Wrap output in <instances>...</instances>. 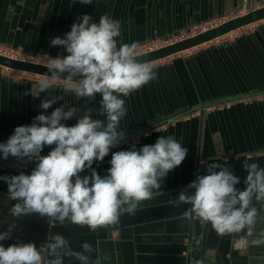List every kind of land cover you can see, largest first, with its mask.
<instances>
[{
    "label": "crops",
    "instance_id": "crops-1",
    "mask_svg": "<svg viewBox=\"0 0 264 264\" xmlns=\"http://www.w3.org/2000/svg\"><path fill=\"white\" fill-rule=\"evenodd\" d=\"M264 6V0H0V43L36 56L67 55L61 46H50L56 36L64 37L83 14L99 21L107 14L121 22L119 43H136L169 36L211 20L229 19ZM157 79L125 99L126 115L119 130L126 141L112 152L154 144L159 136H174L188 149L182 164L160 181L153 194L186 187L199 165L225 164L240 178L238 189L245 188L246 171L242 165L258 163L264 168V20L239 28L213 41L201 44L161 61L151 63ZM41 81L17 79L0 72V143L15 127L29 125L41 113L43 99L62 97L47 110L60 104L92 110L98 115L100 95L95 100L77 98L63 82L52 85L39 98L31 93ZM71 126L76 118L65 122ZM46 146L41 155H47ZM111 153L102 163H94L101 176L107 174ZM35 163L0 159V176L30 174ZM88 174L87 172L82 175ZM0 181V208L15 204ZM53 222L58 221L53 219ZM64 222H69L68 220ZM25 242V241H22ZM20 243V242H18ZM171 251H149V255H172ZM187 255V252H183ZM63 264H82L74 253H60ZM48 259L55 257L49 256ZM188 264H202L193 257ZM206 264H215L213 255Z\"/></svg>",
    "mask_w": 264,
    "mask_h": 264
},
{
    "label": "clouds",
    "instance_id": "clouds-1",
    "mask_svg": "<svg viewBox=\"0 0 264 264\" xmlns=\"http://www.w3.org/2000/svg\"><path fill=\"white\" fill-rule=\"evenodd\" d=\"M90 5L91 0H79ZM121 22L107 14L99 21L83 14L71 25L64 37L51 39L50 46L63 47L67 55H48V73L34 85L31 93L39 98L52 85L63 81L66 90L78 99L95 100L99 94L98 115L92 110L78 115L80 109L55 107L62 97L43 99L41 113L29 125L15 127L8 139L0 143V159L10 156L17 161L35 163L30 174L0 176L7 184V193L16 201L11 212L15 217L39 214L59 223L68 220L95 231L102 226L115 225L124 213H133L136 202L148 199L160 181L180 166L188 149L174 136H159L154 144L112 152L126 141V133L119 130L120 120L126 115L125 99L150 81L157 79L153 66L136 57V43H119ZM66 74V75H65ZM76 118L69 126L65 122ZM46 146H52L47 155H41ZM111 153L107 174L101 176L93 168ZM247 175L245 188L238 189L240 178L230 167L210 163L206 174L197 175L178 195L177 204L191 207L185 215L202 224H211L220 235L239 233L246 227L251 232L258 210L253 200L264 202V168L258 163L242 165ZM87 172L88 174L82 175ZM194 190L188 194V190ZM12 230L0 232V241L10 239ZM69 242L59 233L54 234L37 248L34 242L0 243V264H63L61 249ZM85 252L91 245H81ZM45 253L54 259H46ZM82 264L89 257L74 253Z\"/></svg>",
    "mask_w": 264,
    "mask_h": 264
},
{
    "label": "water",
    "instance_id": "water-1",
    "mask_svg": "<svg viewBox=\"0 0 264 264\" xmlns=\"http://www.w3.org/2000/svg\"><path fill=\"white\" fill-rule=\"evenodd\" d=\"M264 20V6L247 14L235 16L209 30L160 49L136 55L142 63H154L189 51L244 26ZM0 65L46 76L47 64L18 60L0 54ZM66 75V74H65ZM206 174V166L199 165L198 174ZM161 192L136 202L133 213H124L115 225L102 226L90 231L87 226L69 222L57 223L53 219L31 214L12 215L14 205L0 209V232L12 230L10 239L0 241L5 247L12 243L34 242L37 248L54 234H61L69 248L60 253H83L88 264H188L192 257L206 264L213 255L215 264H264V202L253 200L258 210L256 223L249 233L247 227L239 233L218 234L211 224H202L191 215V207L177 204L184 189ZM194 190L189 189L188 194ZM87 242L92 250L85 252L81 245ZM171 251L172 255H149V251ZM187 252V255H183Z\"/></svg>",
    "mask_w": 264,
    "mask_h": 264
},
{
    "label": "built area",
    "instance_id": "built-area-1",
    "mask_svg": "<svg viewBox=\"0 0 264 264\" xmlns=\"http://www.w3.org/2000/svg\"><path fill=\"white\" fill-rule=\"evenodd\" d=\"M227 20H229V16H227L224 19L211 20V21L203 23V24L193 25L188 30L176 32V33L170 34L169 36H166V37L149 40V41L142 43V44H139L137 46L136 55H140L143 53L154 51V50L160 49L162 47L180 42L186 38L195 36L201 32L209 30L210 28H213V27H215V26H217V25H219V24H221ZM0 54L7 56V57H10V58L18 59V60H27V61L38 62V63H42V64L48 63V58H46V57L36 56L34 54L27 53V52L20 50V49L5 46L1 43H0ZM0 72H2L4 74H7V72L25 73V71L11 69V68H8V67L2 66V65H0ZM45 258L48 259L47 253H45Z\"/></svg>",
    "mask_w": 264,
    "mask_h": 264
},
{
    "label": "rangeland",
    "instance_id": "rangeland-1",
    "mask_svg": "<svg viewBox=\"0 0 264 264\" xmlns=\"http://www.w3.org/2000/svg\"><path fill=\"white\" fill-rule=\"evenodd\" d=\"M10 76L21 79V78H31V79H36L42 81L44 79V76L37 75V74H32V73H13V72H7ZM58 82H63V81H58ZM64 83V82H63Z\"/></svg>",
    "mask_w": 264,
    "mask_h": 264
},
{
    "label": "flooded vegetation",
    "instance_id": "flooded-vegetation-1",
    "mask_svg": "<svg viewBox=\"0 0 264 264\" xmlns=\"http://www.w3.org/2000/svg\"><path fill=\"white\" fill-rule=\"evenodd\" d=\"M0 209H2V208H0Z\"/></svg>",
    "mask_w": 264,
    "mask_h": 264
}]
</instances>
